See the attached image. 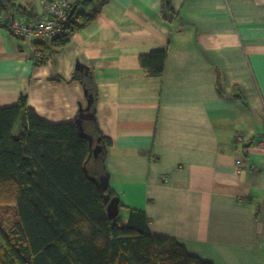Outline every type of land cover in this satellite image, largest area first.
<instances>
[{"label":"crops","instance_id":"crops-1","mask_svg":"<svg viewBox=\"0 0 264 264\" xmlns=\"http://www.w3.org/2000/svg\"><path fill=\"white\" fill-rule=\"evenodd\" d=\"M49 1L17 3L39 13ZM36 39L0 26V106L25 93L63 123L89 95L123 205L212 264H264V0H108L45 65L33 63ZM154 49L166 51L160 76L139 63Z\"/></svg>","mask_w":264,"mask_h":264},{"label":"trees","instance_id":"trees-1","mask_svg":"<svg viewBox=\"0 0 264 264\" xmlns=\"http://www.w3.org/2000/svg\"><path fill=\"white\" fill-rule=\"evenodd\" d=\"M16 1L0 0L1 27L9 29L14 17L24 23L35 17L34 10ZM107 1L75 0L76 9L58 35L34 40L35 64L54 62L74 30L93 20ZM162 13L169 21L175 17L168 1ZM165 57L164 49L140 55L143 73L160 76ZM216 75L220 93L223 75L218 70ZM235 91L242 99L238 87ZM91 127L95 137L97 126ZM104 153L91 155L73 120L41 118L24 93L16 103L0 106V264H212L174 237L152 233L142 209L125 207L123 218L119 207L115 218L108 217L105 194L116 193L109 185L100 192L89 179L107 174Z\"/></svg>","mask_w":264,"mask_h":264},{"label":"built area","instance_id":"built-area-1","mask_svg":"<svg viewBox=\"0 0 264 264\" xmlns=\"http://www.w3.org/2000/svg\"><path fill=\"white\" fill-rule=\"evenodd\" d=\"M75 0H52L46 4V11L47 17L43 19L37 20L34 25L31 23H24L20 21L18 18L14 17L10 23L9 29L13 34L16 36H21L29 40L33 37L29 31H34L39 35H35L39 38L48 37L54 38L58 33L63 30L62 29V22H67L69 17L68 13L72 8V3ZM1 23V21H0ZM240 159L236 160L237 167L240 168Z\"/></svg>","mask_w":264,"mask_h":264},{"label":"water","instance_id":"water-1","mask_svg":"<svg viewBox=\"0 0 264 264\" xmlns=\"http://www.w3.org/2000/svg\"><path fill=\"white\" fill-rule=\"evenodd\" d=\"M76 6L72 7V9L69 12V15H72V13L75 11ZM76 69L79 71L82 70H87V68L82 64V63H77L76 64ZM87 106L85 108H80L79 112L77 114V116L75 117L74 122L76 123L77 126V130L78 133L87 138L88 139V143H89V147L91 150V155L97 157L99 155V153L102 152V147L100 148L99 146V141L96 140L94 142V136L90 133L87 132L84 127H83V122L81 119L87 120V119H94V114L93 111L90 110V96L87 95ZM98 139H100L98 137ZM84 170H86V168L84 167ZM86 172V171H85ZM89 179L93 180L96 182L97 187L99 188L100 192H104L107 185H108V176L107 174L103 177H101L99 180H97L95 177L90 176ZM105 201H107V206H106V210H107V215L109 218H115L119 212V202L120 199L117 195H114L113 197L109 198L108 194H105Z\"/></svg>","mask_w":264,"mask_h":264},{"label":"rangeland","instance_id":"rangeland-1","mask_svg":"<svg viewBox=\"0 0 264 264\" xmlns=\"http://www.w3.org/2000/svg\"><path fill=\"white\" fill-rule=\"evenodd\" d=\"M18 1V0H17ZM16 1V2H17ZM32 10H34L35 11V9L34 8H31ZM48 9L46 8V5L44 4L43 5V7H41V9H40V11L41 12H39V13H36V11L35 12H33L34 14H35V17H33V18H31L30 20H29V23H31V25H34L35 24V22L37 21V20H40V19H43L44 17H46V11H47ZM9 27H11L12 28V26H9ZM67 32H68V30H67ZM66 32V33H67ZM29 33L30 34H32L33 35V37H37V36H35V35H39V34H37V33H35L34 31H29ZM32 38V37H31ZM31 38L29 39V40H31ZM45 39L46 40H48V37H45ZM24 40H27L26 38H24ZM35 42L36 41H34V42H32L33 43V47L35 48ZM33 53H34V60H33V63H34V65H35V58H36V53H35V50L33 49ZM45 64H47V62L46 63H44V64H39V65H45ZM25 94V93H24ZM26 95V94H25ZM26 99H27V96H26ZM29 105V104H28ZM242 161V160H241ZM237 169L239 170V169H241V168H239V167H237ZM119 207H121V209H120V215H122L123 216V218H125L124 216L126 215V211H125V209H123V208H127L128 206L127 205H123L121 202H119ZM149 218V217H148ZM150 223H151V219L149 218V225H150ZM188 250V249H187ZM189 253H191V254H193V255H195V256H198V257H200L199 255H197V254H195L194 252H191V251H189ZM201 259H203L202 257H200ZM204 260V259H203Z\"/></svg>","mask_w":264,"mask_h":264},{"label":"bare ground","instance_id":"bare-ground-1","mask_svg":"<svg viewBox=\"0 0 264 264\" xmlns=\"http://www.w3.org/2000/svg\"><path fill=\"white\" fill-rule=\"evenodd\" d=\"M13 36H15V37H17L15 34H13L12 32H11V30L10 29H7ZM50 39H52V38H50Z\"/></svg>","mask_w":264,"mask_h":264},{"label":"flooded vegetation","instance_id":"flooded-vegetation-1","mask_svg":"<svg viewBox=\"0 0 264 264\" xmlns=\"http://www.w3.org/2000/svg\"><path fill=\"white\" fill-rule=\"evenodd\" d=\"M71 9H72V8H71ZM71 9H70V10H71ZM69 12H70V11H69ZM68 14H69V13H68ZM96 126H97V125H96ZM97 129H99L98 126H97Z\"/></svg>","mask_w":264,"mask_h":264}]
</instances>
